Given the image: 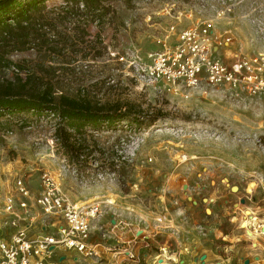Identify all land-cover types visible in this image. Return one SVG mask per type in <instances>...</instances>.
<instances>
[{
  "label": "rangeland",
  "instance_id": "obj_1",
  "mask_svg": "<svg viewBox=\"0 0 264 264\" xmlns=\"http://www.w3.org/2000/svg\"><path fill=\"white\" fill-rule=\"evenodd\" d=\"M169 3L177 6L168 9ZM191 4L204 8L192 18L182 16L181 27L199 19L211 22L216 30L230 31L233 40L221 47L218 55L228 61L242 56L264 57V0H192ZM115 5L118 18L101 32L108 50L88 67L90 84L103 80L90 86L91 93L109 102L132 104L133 109L144 112L145 121L138 124L124 117L91 129L89 135L99 149L89 157L86 167L79 169L56 145L57 117L15 114L5 122L12 131L5 134V142L0 141V177L10 185L0 201V212L5 197L15 190L17 177L34 172L40 177L48 172L61 193L79 204L95 200L116 204L117 195H121L132 203L140 201L145 210L162 212L155 208L161 199L165 204L170 200L172 211V201L185 207L191 205V195L202 203L204 214L205 207L210 214L218 210V218L230 212L231 216L239 215L238 225L251 210L259 224H264V94L252 96L229 85L173 90L162 82L143 84L119 60L118 53L130 57L133 50L144 53L158 48L154 36L170 26L184 3L153 0L148 6L134 4L129 8L118 0ZM148 13L153 20L147 23ZM91 31L96 35L99 27L92 26ZM20 56L27 55L14 58ZM150 115L159 116L151 125ZM125 164L130 174L122 178L120 171ZM211 197L215 203L210 202ZM35 211L44 216L40 209ZM155 217L159 222V215ZM255 227L262 229L257 223ZM5 230L1 225L0 233ZM169 256H162L160 264L177 262L168 260ZM156 261L153 264H158Z\"/></svg>",
  "mask_w": 264,
  "mask_h": 264
},
{
  "label": "trees",
  "instance_id": "obj_2",
  "mask_svg": "<svg viewBox=\"0 0 264 264\" xmlns=\"http://www.w3.org/2000/svg\"><path fill=\"white\" fill-rule=\"evenodd\" d=\"M117 1L0 0V141L12 131L5 122L17 113L54 115L56 145L69 162L83 169L99 149L89 135L91 129L124 117L138 124L145 121L144 112L132 104L109 102L91 93L90 86L103 80L90 84L88 67L108 50L101 32L118 18ZM120 1L129 8L135 4ZM92 26L99 27L96 35ZM22 54L27 56L14 58ZM158 118L147 116L149 125ZM129 174L125 164L120 175Z\"/></svg>",
  "mask_w": 264,
  "mask_h": 264
},
{
  "label": "built area",
  "instance_id": "obj_3",
  "mask_svg": "<svg viewBox=\"0 0 264 264\" xmlns=\"http://www.w3.org/2000/svg\"><path fill=\"white\" fill-rule=\"evenodd\" d=\"M152 1L135 0V4L148 6ZM181 1L184 7L176 12L177 16L172 18L174 20L170 26L154 36L158 48L144 53L133 50L130 57L118 53L119 60L130 68L131 74L143 84L150 86L162 82L173 90L179 87L207 90L229 85L233 90H242L252 96L264 94V57L242 56L228 61L218 55L221 47L232 42L230 31L216 30L211 22L199 19L181 27L182 16L192 18L199 8H204L203 5L191 4L192 0ZM168 5L171 10L177 6L176 3ZM145 20L147 23L152 21V13L146 14ZM41 180L42 189L34 197L28 181L22 176L17 177L14 192L5 197L0 226L11 228L12 233L0 241V264H60L55 257L56 249L60 246L88 254L94 252L90 247L92 225L102 216L104 209H109L115 202L95 200L79 204L61 193L50 173L43 172ZM33 198L34 208L40 209L46 218L58 216L65 221L59 234H40L31 238L29 225L21 224L22 218L17 209L19 206L28 209L29 200ZM157 220L162 222L159 217ZM258 225L262 228L260 232L264 233V224ZM240 226L249 232L256 230L254 224H245L244 220ZM127 254L136 260L134 251L129 250ZM156 259L158 264L164 261L162 255ZM168 260L179 264L178 259L172 256Z\"/></svg>",
  "mask_w": 264,
  "mask_h": 264
},
{
  "label": "crops",
  "instance_id": "obj_4",
  "mask_svg": "<svg viewBox=\"0 0 264 264\" xmlns=\"http://www.w3.org/2000/svg\"><path fill=\"white\" fill-rule=\"evenodd\" d=\"M25 176L33 196H37L42 189L41 176L36 172ZM6 182L0 177V201L9 191L10 185ZM117 197L118 202L109 210L105 209L92 225L90 247L94 252L88 254L75 248L57 247L55 257L60 264H153L158 255L175 256L179 264H264V233L257 229L245 230L240 226L242 220L237 225L239 215L221 212L224 214L218 218V210L210 214L206 207L204 214L202 203L191 195V205L175 206L178 201H172V211H169L170 200L165 204L161 199L155 208L162 212L145 210L140 201L132 203L126 196ZM210 202L216 201L211 197ZM34 206L33 198L29 200L28 209L20 206L17 209L21 224L29 225L31 238L40 234H59L65 221L58 216L42 217ZM155 215H159L162 222H157ZM5 229L0 233V241L12 233L11 228ZM129 250L135 252L136 260L128 256Z\"/></svg>",
  "mask_w": 264,
  "mask_h": 264
},
{
  "label": "bare ground",
  "instance_id": "obj_5",
  "mask_svg": "<svg viewBox=\"0 0 264 264\" xmlns=\"http://www.w3.org/2000/svg\"><path fill=\"white\" fill-rule=\"evenodd\" d=\"M248 213V216L246 217V219L244 220L245 224H254L256 225V223L258 224L259 221H258V217L256 216H253V212L251 210H248L247 211Z\"/></svg>",
  "mask_w": 264,
  "mask_h": 264
},
{
  "label": "water",
  "instance_id": "obj_6",
  "mask_svg": "<svg viewBox=\"0 0 264 264\" xmlns=\"http://www.w3.org/2000/svg\"><path fill=\"white\" fill-rule=\"evenodd\" d=\"M233 190L236 191V190H237V187H234ZM210 211H211V210H210Z\"/></svg>",
  "mask_w": 264,
  "mask_h": 264
}]
</instances>
